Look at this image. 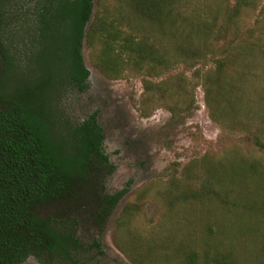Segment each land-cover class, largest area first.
<instances>
[{
  "label": "trees",
  "instance_id": "trees-1",
  "mask_svg": "<svg viewBox=\"0 0 264 264\" xmlns=\"http://www.w3.org/2000/svg\"><path fill=\"white\" fill-rule=\"evenodd\" d=\"M11 2L0 0V264H77L76 216L88 209L101 225L125 192L104 190L114 168L96 112L73 122L59 109L61 94L87 88L82 45L101 76L139 77L171 116L192 109L200 86L220 134L247 144L192 162L163 188L167 213L188 210L198 234L164 246L131 230L135 199L116 220V248L132 264H264V0H35L25 50L7 32L21 25ZM179 64L190 78L145 79Z\"/></svg>",
  "mask_w": 264,
  "mask_h": 264
},
{
  "label": "rangeland",
  "instance_id": "rangeland-1",
  "mask_svg": "<svg viewBox=\"0 0 264 264\" xmlns=\"http://www.w3.org/2000/svg\"><path fill=\"white\" fill-rule=\"evenodd\" d=\"M34 1L12 0L11 5L5 8L9 13L20 15V33L15 19L8 23L7 32L8 35H15L10 40L20 41L23 50L26 46L22 45L27 44V36L31 33L27 20ZM82 59L89 72L87 88L80 93L66 91L61 94L59 109L64 117L73 122L96 112L103 135L102 149L114 168L104 180V190L108 194L120 190L125 192L101 225L93 221L88 209L76 216L74 236L81 249L74 254V259L77 264H132L114 244L116 220L123 206L141 199L140 210L133 217L130 228L144 237L152 236L160 240L164 246H168L166 239L174 240L181 233L198 234V222L190 224L192 215L188 210H185L186 213H167L163 188L168 183L179 182L184 168L189 169L192 162L216 158L227 152L231 145L246 154L247 144L241 134L229 138L220 134L216 124L207 116L200 86L194 88L192 109L171 116L156 96L143 92L139 77L104 78L87 64L83 45ZM203 64L210 66L209 61ZM191 71L179 64L158 77L145 79L159 82L175 74L190 78ZM201 224L216 231V223L211 220H203ZM223 238L219 241L220 249L229 247V242ZM94 241L98 243V248L90 247ZM20 264L38 262L30 256Z\"/></svg>",
  "mask_w": 264,
  "mask_h": 264
}]
</instances>
